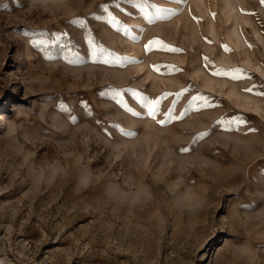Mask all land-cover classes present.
<instances>
[{
  "label": "rangeland",
  "instance_id": "1",
  "mask_svg": "<svg viewBox=\"0 0 264 264\" xmlns=\"http://www.w3.org/2000/svg\"><path fill=\"white\" fill-rule=\"evenodd\" d=\"M261 93L264 0H0V264H264Z\"/></svg>",
  "mask_w": 264,
  "mask_h": 264
},
{
  "label": "snow or ice",
  "instance_id": "2",
  "mask_svg": "<svg viewBox=\"0 0 264 264\" xmlns=\"http://www.w3.org/2000/svg\"><path fill=\"white\" fill-rule=\"evenodd\" d=\"M249 91H251V89H249ZM261 94H264V93H261ZM155 112H156V108H155V106L153 105L152 107H150L149 108V112H148V114L149 115H155ZM160 123H164V121H159ZM246 123V121H243V120H241V121H232L231 123H233V124H235V123ZM250 131H255V129H250ZM203 135H206V133H200V134H198V136H203Z\"/></svg>",
  "mask_w": 264,
  "mask_h": 264
},
{
  "label": "bare ground",
  "instance_id": "3",
  "mask_svg": "<svg viewBox=\"0 0 264 264\" xmlns=\"http://www.w3.org/2000/svg\"><path fill=\"white\" fill-rule=\"evenodd\" d=\"M229 4H230V3H229ZM229 10H230V13H231V14L228 13L229 16H232V15H233L232 17L235 18V20H233L232 22H234V21L236 22V20H237L236 18H237V16H238L239 14H237V16H236V13H238V12H237V10H236V12H235V5H233V4L231 3V4H230V7H229ZM230 19H232V18L230 17ZM238 19H239V18H238ZM232 25H233V24H232ZM230 28H231V27H230ZM233 29L235 30V27H234V26H233ZM233 29H232V30H233ZM230 30H231V29H230ZM234 35H235V34H234Z\"/></svg>",
  "mask_w": 264,
  "mask_h": 264
}]
</instances>
